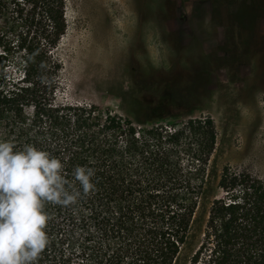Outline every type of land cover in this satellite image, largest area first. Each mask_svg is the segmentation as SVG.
I'll return each instance as SVG.
<instances>
[{"label":"trees","instance_id":"obj_1","mask_svg":"<svg viewBox=\"0 0 264 264\" xmlns=\"http://www.w3.org/2000/svg\"><path fill=\"white\" fill-rule=\"evenodd\" d=\"M67 28V0H0V140L61 159L70 181L95 170L75 205L45 204L38 264H264V180L226 165L215 194L213 118L131 119L61 98Z\"/></svg>","mask_w":264,"mask_h":264},{"label":"rangeland","instance_id":"obj_2","mask_svg":"<svg viewBox=\"0 0 264 264\" xmlns=\"http://www.w3.org/2000/svg\"><path fill=\"white\" fill-rule=\"evenodd\" d=\"M67 21L61 98L131 119L210 116L212 187L226 165L264 180V0H67Z\"/></svg>","mask_w":264,"mask_h":264},{"label":"clouds","instance_id":"obj_3","mask_svg":"<svg viewBox=\"0 0 264 264\" xmlns=\"http://www.w3.org/2000/svg\"><path fill=\"white\" fill-rule=\"evenodd\" d=\"M94 176V168L78 165L70 181L61 159L0 140V264H38L49 243L45 204L75 205L95 191Z\"/></svg>","mask_w":264,"mask_h":264}]
</instances>
